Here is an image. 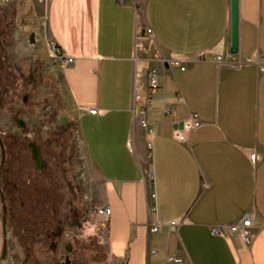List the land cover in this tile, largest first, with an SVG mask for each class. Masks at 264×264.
Segmentation results:
<instances>
[{"label":"crops","instance_id":"obj_1","mask_svg":"<svg viewBox=\"0 0 264 264\" xmlns=\"http://www.w3.org/2000/svg\"><path fill=\"white\" fill-rule=\"evenodd\" d=\"M23 5L29 28L46 16L39 38L51 55L55 43L60 54L74 57L66 67L56 59L63 122L74 121L80 157L100 183L96 216L112 262L176 264L167 261L175 256L182 264H264V0H239L238 55L255 60L240 68L227 62L231 0ZM221 43L225 59L217 63L212 51ZM172 54L188 59L184 70L169 64ZM154 68L161 76L146 113L150 136L138 114ZM190 113L202 124L179 142L174 129ZM102 206L110 208L108 217L97 212ZM247 214L249 244L212 233L213 225ZM156 223L160 231H152Z\"/></svg>","mask_w":264,"mask_h":264},{"label":"rangeland","instance_id":"obj_2","mask_svg":"<svg viewBox=\"0 0 264 264\" xmlns=\"http://www.w3.org/2000/svg\"><path fill=\"white\" fill-rule=\"evenodd\" d=\"M23 2L0 0V135L6 151L1 165L0 148V178L8 204V256L2 264H63L68 257L71 264H115L96 216L100 183L80 157L76 127L56 134L65 125V108L52 102L60 70L39 38L46 16L29 28ZM5 113L10 122H4ZM73 220L81 227L71 226ZM3 232L0 217V259Z\"/></svg>","mask_w":264,"mask_h":264},{"label":"built area","instance_id":"obj_3","mask_svg":"<svg viewBox=\"0 0 264 264\" xmlns=\"http://www.w3.org/2000/svg\"><path fill=\"white\" fill-rule=\"evenodd\" d=\"M147 33L149 35H152V30L148 28ZM51 49L53 51L54 57L59 60L62 67H66L73 62L74 57L64 56L60 54L59 49L55 43H51ZM212 52L215 54L214 59L216 60L217 63L224 62V59H225L224 44L221 43ZM205 53L206 52L199 53V57L203 58ZM228 55L230 57V60L227 62L229 66L233 68H240V67H243L244 65L255 63V60L251 56H246L242 58L240 55H238V53L237 54L228 53ZM168 61H169V64H176L178 65L179 68L184 70L186 68V63L188 59L184 57L183 55L172 54ZM260 63L261 62L258 61V64ZM160 76L161 75L157 68H154L151 71L150 83L148 85L149 95L138 114L141 125L149 130L150 136H152L153 130L148 127L146 113L149 109H152V102H153L154 95L158 87L160 86ZM87 110L91 114L102 113V111L97 109L96 107H88ZM201 124H202V120L200 119L198 114L190 113V115L186 117L185 119H183L180 125H178L174 129L173 136L179 142H185L188 139V135L192 131L198 129L201 126ZM148 146H149V149L151 150L153 147L151 141L149 142ZM251 160L252 161L256 160L255 154L251 155ZM150 175L153 178L154 173L151 172ZM97 212L102 216L108 217L110 215V208L107 206H102L97 210ZM252 225H253V216L251 214H247L240 221L236 223H232L229 225H213L211 228V231L214 235L228 237V238H231L233 235H237L245 244H249L253 239V234L251 232ZM160 229H161V223H156L152 227V231H160ZM153 253L156 254L157 251H153ZM167 261L171 263H176V264H182L183 262L181 258H178L175 256H169Z\"/></svg>","mask_w":264,"mask_h":264},{"label":"water","instance_id":"obj_4","mask_svg":"<svg viewBox=\"0 0 264 264\" xmlns=\"http://www.w3.org/2000/svg\"><path fill=\"white\" fill-rule=\"evenodd\" d=\"M31 42L33 43L35 41L34 35L31 34L30 37ZM239 52V0H231V40H230V53L231 54H237ZM21 127H25L26 123L22 119L17 118L15 120ZM32 151L34 155V159L36 161H39V152L37 150L36 144L31 143ZM0 148H1V165L5 162L6 157V151H5V145L3 142V139L0 135ZM1 177V172H0ZM3 249H2V255H1V261L5 260L8 256V236L6 231V213H7V206L3 205ZM77 225L78 227H81V222H73L71 223V226ZM63 264H71V260L69 257L66 259V261Z\"/></svg>","mask_w":264,"mask_h":264},{"label":"trees","instance_id":"obj_5","mask_svg":"<svg viewBox=\"0 0 264 264\" xmlns=\"http://www.w3.org/2000/svg\"><path fill=\"white\" fill-rule=\"evenodd\" d=\"M27 99H25L26 101ZM52 102L56 105V106H62L63 105V99H62V95H61V91H60V87L59 85H57L55 87L54 90V95L52 96ZM74 126V121L73 120H68L65 125L61 128H59L57 130V136H64L66 135L65 133H67L69 130H71V128ZM4 189H3V184L1 182V178H0V195H1V200H2V204L6 205L8 207L7 201H6V197L4 196ZM4 213L3 211L0 213V216L3 217Z\"/></svg>","mask_w":264,"mask_h":264},{"label":"flooded vegetation","instance_id":"obj_6","mask_svg":"<svg viewBox=\"0 0 264 264\" xmlns=\"http://www.w3.org/2000/svg\"><path fill=\"white\" fill-rule=\"evenodd\" d=\"M77 216H78V215H77ZM73 222H78V220H73L72 223H73Z\"/></svg>","mask_w":264,"mask_h":264}]
</instances>
